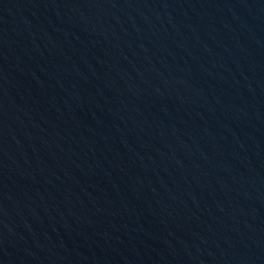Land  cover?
Returning <instances> with one entry per match:
<instances>
[{
	"label": "water",
	"instance_id": "obj_1",
	"mask_svg": "<svg viewBox=\"0 0 264 264\" xmlns=\"http://www.w3.org/2000/svg\"><path fill=\"white\" fill-rule=\"evenodd\" d=\"M0 264H264V0H0Z\"/></svg>",
	"mask_w": 264,
	"mask_h": 264
}]
</instances>
